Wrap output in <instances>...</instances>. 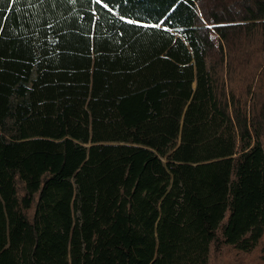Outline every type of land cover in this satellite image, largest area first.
Masks as SVG:
<instances>
[{
	"label": "trees",
	"instance_id": "16d2710c",
	"mask_svg": "<svg viewBox=\"0 0 264 264\" xmlns=\"http://www.w3.org/2000/svg\"><path fill=\"white\" fill-rule=\"evenodd\" d=\"M240 4L0 0V264L261 243L264 61L237 91L230 51L236 29L264 51V0Z\"/></svg>",
	"mask_w": 264,
	"mask_h": 264
},
{
	"label": "rangeland",
	"instance_id": "374dc122",
	"mask_svg": "<svg viewBox=\"0 0 264 264\" xmlns=\"http://www.w3.org/2000/svg\"><path fill=\"white\" fill-rule=\"evenodd\" d=\"M247 0H202L204 9L208 12L211 10H230L238 12V7H241L240 3H245ZM221 4H227L223 7H219ZM239 24V23H237ZM237 24L231 25L236 26ZM238 34L231 38L232 40V51L230 54L233 59L231 60L233 71H232V84L237 87L239 91L243 81L244 75H250L253 73L254 65L258 59L264 61V51L259 46L257 36H253L250 33H246L244 36L243 30L239 31L231 30ZM264 63V62H263ZM264 66V64H263ZM258 72L256 71L255 76L257 78ZM258 84V89L254 91L258 92V101L264 99V67L262 68V75ZM253 89V88H252ZM252 91V90H251ZM264 146V133L262 137ZM21 184L18 183L19 193H21ZM29 215L32 214L33 208L26 211ZM264 259V236L261 243L253 250L249 252L240 251L232 247L231 245L224 243L213 242L210 246V252L207 264H262Z\"/></svg>",
	"mask_w": 264,
	"mask_h": 264
},
{
	"label": "snow or ice",
	"instance_id": "6c2138e0",
	"mask_svg": "<svg viewBox=\"0 0 264 264\" xmlns=\"http://www.w3.org/2000/svg\"><path fill=\"white\" fill-rule=\"evenodd\" d=\"M157 27H159V26H157Z\"/></svg>",
	"mask_w": 264,
	"mask_h": 264
}]
</instances>
